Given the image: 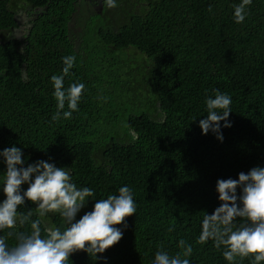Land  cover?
I'll return each instance as SVG.
<instances>
[{"label":"trees","instance_id":"trees-1","mask_svg":"<svg viewBox=\"0 0 264 264\" xmlns=\"http://www.w3.org/2000/svg\"><path fill=\"white\" fill-rule=\"evenodd\" d=\"M241 2L116 0L94 10L79 0H0V204L2 153L17 147L25 168L45 161L71 169L77 188L93 190L77 221L96 200L132 189L137 210L116 226L122 239L97 256L75 252L69 264H154L157 251L182 252L180 240L193 248L190 264H253L229 262L211 239L197 242L204 215L221 205L218 180L264 168V0H252L236 23ZM66 56L76 60L64 88L85 89L78 111L55 121L51 78L63 75ZM216 90L232 98L223 141L200 127ZM36 207L25 198L18 212L31 210L42 235L66 227L58 212L39 217ZM31 221L0 236L29 233Z\"/></svg>","mask_w":264,"mask_h":264},{"label":"clouds","instance_id":"clouds-1","mask_svg":"<svg viewBox=\"0 0 264 264\" xmlns=\"http://www.w3.org/2000/svg\"><path fill=\"white\" fill-rule=\"evenodd\" d=\"M104 2L109 8L117 6L116 0ZM251 2L242 0L235 6L236 23L244 22L246 7ZM209 11H212L211 7ZM75 60V56L64 57L63 75L51 78L58 108L52 117L55 121L61 117L70 119L72 113L78 111L85 85L72 83L67 89L64 88V78L74 67ZM22 78L28 79L27 71H23ZM66 103L69 111H64ZM231 104L232 98L218 90L214 97L206 99L208 115L200 121L205 135L211 131L223 141L220 122L224 121L226 128L232 126L228 122L232 113ZM2 155L7 171L3 181L6 199L0 204V231L12 230L17 224L31 221V210L26 214L18 212L25 198L37 205L36 214L39 217L58 212L66 227L63 230L48 227L44 230L46 234L42 235L41 220L37 219L31 221L29 233L9 231L0 236V264H69V258L75 252L86 251L91 256H97L122 239L123 233L116 226L124 224L126 218L135 215L137 210L131 188L123 186L119 188L118 195L96 200L94 210L77 221V214L95 193L88 187L77 188L72 182L71 169L58 168L45 161L25 168L23 153L17 147L5 149ZM25 183L29 187L21 194V186ZM238 188L242 189V195H237ZM217 191L221 205L213 214L204 215L197 242L203 244L211 239L217 249L224 246L226 250L223 255L229 262L236 257H253V264H260L264 261V168H253L247 174L241 172L238 180H218ZM237 218L245 222L237 226L234 223ZM13 235L17 242L10 246L8 237ZM179 247L182 252L174 256L167 251H157L154 264H190L187 257L193 253L192 246L180 240Z\"/></svg>","mask_w":264,"mask_h":264},{"label":"flooded vegetation","instance_id":"flooded-vegetation-1","mask_svg":"<svg viewBox=\"0 0 264 264\" xmlns=\"http://www.w3.org/2000/svg\"><path fill=\"white\" fill-rule=\"evenodd\" d=\"M79 1H87L88 3L87 4H89L94 10L96 9V10H100V6L98 7L96 4L98 3H101L102 1H104V0H95V2L94 3H92V0H79ZM99 1V2H98ZM22 24V23H21ZM20 23H19V26L21 25ZM20 32V29H19V31H18V35L20 34V37L23 39V36H22V34L21 33H19Z\"/></svg>","mask_w":264,"mask_h":264},{"label":"rangeland","instance_id":"rangeland-1","mask_svg":"<svg viewBox=\"0 0 264 264\" xmlns=\"http://www.w3.org/2000/svg\"><path fill=\"white\" fill-rule=\"evenodd\" d=\"M99 2V1H98ZM25 27H26V25H25ZM25 27L23 28V26L21 25V30H25ZM23 33V32H22ZM23 35V34H22Z\"/></svg>","mask_w":264,"mask_h":264}]
</instances>
